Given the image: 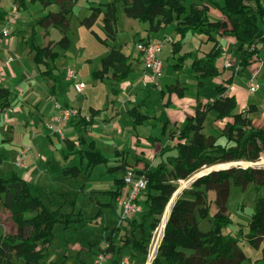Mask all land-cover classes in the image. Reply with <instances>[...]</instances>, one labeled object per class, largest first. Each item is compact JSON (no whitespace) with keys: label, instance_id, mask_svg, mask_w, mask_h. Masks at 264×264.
<instances>
[{"label":"trees","instance_id":"16d2710c","mask_svg":"<svg viewBox=\"0 0 264 264\" xmlns=\"http://www.w3.org/2000/svg\"><path fill=\"white\" fill-rule=\"evenodd\" d=\"M17 12L34 5L46 8L55 5L56 10H47L44 15L35 19L34 24L25 32L14 31L21 37V44L32 53L35 66H43L42 76L53 80L49 93L53 94L54 86L61 83L56 73L59 57L71 46L68 37L69 17L77 0H12ZM189 0H107L98 5L89 4L90 14L80 20V24L91 28L95 21L101 19L104 37L91 30L97 41L108 47V52L100 59L101 67L91 72L94 80H102L110 76L116 83L126 79L134 70L131 56L124 52L116 38L118 34L119 4L125 16L139 22L147 23V30L158 31L174 24V30L179 39L172 44L171 53L175 56L172 63L174 70L180 71L188 66L197 76V88L203 87L205 79L219 78L227 68L219 69L217 59L224 54L218 36L230 35L235 39V46L230 50V62L234 69L226 78L215 86L216 94L208 102H203L196 96V104L192 114L188 115L179 130L169 129L167 141L163 143L156 155L154 163L144 157H136V162L143 161L140 169L134 168L136 175L143 174L146 178L144 191L137 199L139 211L128 218H121L119 224L105 227L107 235L105 244L89 242L80 247L76 264H87L86 258L96 254L114 255V264H121L124 256L139 258L147 255V247L152 231L160 223L164 209L177 190V182L188 179L203 166L231 162H255L264 155V123L254 124L248 112L255 111L256 106L247 103V110L236 111V96L228 92L236 75L249 74L248 67L261 61L260 51L264 46V0H222L221 3L211 1L221 13L217 20L208 17L209 7L204 3ZM263 22L261 25L260 23ZM36 26L45 28L48 35L49 26L61 30L62 36L56 40H48L45 45L36 41ZM187 33L206 37L211 41V48L202 56L192 58L189 51L180 54L182 39ZM108 40L113 42L108 43ZM145 40L144 38L140 41ZM138 42V43H139ZM59 47L60 53L55 48ZM142 62V53L136 57ZM190 60L188 63L187 61ZM148 96L155 90V85H147ZM161 95L172 93L182 97L184 87L178 83L168 84ZM11 90L0 85V112L10 108ZM147 96V97H148ZM147 97L138 106L127 110L134 125L142 124L148 115L140 110L141 104L147 103ZM168 104V103H167ZM60 107L73 108L66 104ZM100 109H89V115H84L81 109L70 116L68 124L73 126L77 135L76 141L66 140L68 152L78 154L80 163L66 166L61 173L78 177L82 172L90 174L99 164L105 166V171L112 177L113 188L104 190L109 200L97 202L94 215L86 216L82 210H75L74 200L67 208V201L53 207L55 189L43 193L33 191L32 184L13 169L8 175H0V206L10 213L15 230L12 233L0 231V264H64L67 253H62L59 263L45 260L51 254V246L55 241L56 225L64 229L73 224L87 225L99 218L105 207L115 211L117 197L124 186L123 175L130 166L127 153L116 151L115 162L110 164L109 158L96 148L93 140H88L85 132L92 123L93 117ZM214 112L215 119L222 123L221 132L217 134L204 132L208 114ZM168 121L161 126V134L166 133ZM227 143L219 142V137ZM151 142L156 137L148 136ZM76 146L79 148L76 149ZM264 157V156H262ZM6 159L0 152V163ZM86 161L83 169L82 160ZM240 165V164H235ZM212 170L197 177L188 188H184L171 206L165 222L162 235L151 264H241L246 255L239 245L240 238H245L249 244L259 247L264 240V196L260 188L264 186V167L241 165ZM252 184L254 189L253 206L250 217L245 224L246 230L238 228L235 233L223 231L225 226L232 224L233 219L227 212V203L232 186L244 187ZM208 192L214 194L211 201ZM211 202L215 211L210 216ZM207 219L209 228L205 231L199 227L200 221ZM123 221H125L124 224ZM255 264H264V243L262 255Z\"/></svg>","mask_w":264,"mask_h":264},{"label":"rangeland","instance_id":"374dc122","mask_svg":"<svg viewBox=\"0 0 264 264\" xmlns=\"http://www.w3.org/2000/svg\"><path fill=\"white\" fill-rule=\"evenodd\" d=\"M106 0H77L75 6L73 7V12L69 17V30L67 32L68 37L71 39V46L67 50L66 55H61L58 59V65L59 69H66L68 66L74 64L77 67L78 76L79 79L84 81L87 85L86 88H84L81 92L77 91L73 84L70 83L63 87V90H58L57 94L52 98V102L54 104V107L57 109L56 113H54L52 116H49V120L43 119V114L35 111L34 107H29V112L26 113L27 109L22 104L23 101L18 98L17 95L18 89H16L17 84H10L7 82V80H10V78L6 75V72H1V78H2V84H4L6 87H8L11 90V96H10V103L11 107L7 109L5 113L0 112V152H5L6 159L0 163V175H8L11 172L12 169V162L14 159L15 153V138L21 136L23 134L22 129L27 130L29 126H32L33 128H36V132H32L31 134L27 133L26 140H30L29 142L31 145V154L30 155H37L39 152L42 154L39 156V162L38 165V172H41L42 170H45V174L40 175L42 178L41 180L45 181H52L53 185L50 187H55L57 192L53 193V196L55 198L53 207L58 206L62 204L65 200H67V208L71 207L70 202L74 200V208L75 210H82L84 215L91 216L94 215L97 211V201L101 202L103 201V196L101 195V188L102 187H95L96 183H90L89 180H99L102 179L104 174H101L102 172H105V168L103 164L97 165L93 168L91 174H87L85 172H82L78 177L74 178L71 176H67L62 174L60 171L65 166H71L74 164L80 163V157L78 154H71L68 159L63 158V153L67 152L65 146L63 147V142L58 141L57 138H54L53 142H49L46 137V133H53L57 135L60 139H64L66 137L65 135V128L68 126V121H61L59 120L60 112L63 107H60V104L65 103H72L77 106L88 107L89 105H93L94 107H102L105 102H107L108 98L112 95V92L110 88L112 85V80L110 78H105L103 81L100 80H93L91 78V71L100 68V58L104 56L108 52V47L106 45L101 44L98 42L93 34L91 33V30L94 31L98 35H104V32L101 28V19L98 18L95 23L92 25L91 28H87L85 25L80 24V20L84 17L90 14V10L87 8L89 4L98 5L100 2H104ZM189 2L186 3L188 5ZM39 7V6H38ZM38 7L33 9H25L20 12H17L15 15L16 20H20L19 26L29 28L31 25V22L33 18L38 17L41 13L39 12ZM119 7L120 4H119ZM14 8V5L10 0H0V23L1 20L6 17ZM41 16V15H40ZM119 20L117 24V28L119 30L118 32V39L116 40V43L122 42L123 45L121 48L127 52L131 53L135 52L137 50V44L139 42V38L144 37L146 35L147 23L139 22L138 20L134 18H130L125 16L122 9H119ZM261 25L263 22L260 23ZM11 25L8 26L9 35L6 36L7 43L12 45V50L9 53H4L3 50H1L2 43L0 42V56L2 59H5L8 55H11L12 62L14 64L18 63L19 57L17 54L22 53V46H20V43L18 41V37L14 34H12ZM167 31H172L171 26H168ZM62 36V32L57 27H52L50 29V33L47 36L43 35V29L39 28V31L36 34V41L39 45H45L48 40H57ZM133 38V39H132ZM109 44H112L113 42L108 40ZM194 41H190L186 43V46L188 49H192L190 46H194ZM212 44V43H211ZM56 50H59L61 53V49L59 47H56ZM187 50V49H186ZM226 55H230V53H226ZM163 56V55H162ZM261 57L264 59V51L261 53ZM163 58V57H162ZM226 56L223 58L222 56L219 57L216 61L217 66L219 69H222L223 66V59H225ZM89 59V60H86ZM20 64L22 65V70L28 74L31 79H33V68L30 63L33 64V61L31 58H27L26 55H23L22 58L20 57ZM165 60V59H164ZM174 58H170L168 61H166L167 64H171L170 62H173ZM18 63V64H19ZM19 64V65H20ZM24 64V66H23ZM34 65V64H33ZM143 64H140L141 66ZM170 65L169 68H167V71H170ZM186 67V66H185ZM143 68V66H142ZM187 68V67H186ZM233 68H226L223 72V76H228L232 73ZM144 72V68H143ZM136 72L130 74L134 75ZM177 73V72H174ZM184 74V75H183ZM184 79L186 81V93L187 95H191L196 90V83L197 80L193 78V81H191V76H186V73H183L182 71L177 73V76ZM221 78V77H219ZM172 78H169L168 72H165L162 74L158 80L155 82L156 87V98L159 101V103H163V105L160 106V110L157 114V116H161V110H164V103L166 101V96L161 97L160 91L164 90L166 85L170 83ZM254 81L257 82L259 85H261V88L256 92H249L247 83L248 81ZM36 82L39 84V88H41V96L40 99L44 100L43 102H46L48 99L49 94L45 91V88L47 85H51L52 80L41 76L36 80ZM236 88L237 84L241 86V88L245 91V93H249L247 96L250 98L248 100V103L255 104L256 110L248 112V116L254 121V124H258L261 119H263L262 113L264 112V65L262 66L261 72L259 73L258 78H253L250 74H245L242 76H237L236 80ZM215 82L209 79L206 83L205 89L200 90V96H206L208 95V89H212V91H215L214 88ZM118 89V88H117ZM136 90V89H135ZM132 91V97H136L137 95H140L141 88H138L136 91ZM63 91V92H61ZM119 91V89H118ZM238 89L235 93L236 99H237V109L241 110L245 106L244 110H247V103L242 104V95L238 93ZM120 97H122L120 95ZM124 104V103H123ZM16 105V106H15ZM118 107L121 106L120 103L117 104ZM26 106V105H25ZM125 106V105H124ZM15 107L22 111H24L25 118L19 120V115L15 112ZM31 112V114H30ZM34 114L37 115L36 123L37 125L34 126V122L30 120V116ZM216 114L214 112H210L208 114L207 120L205 122L204 126V132L213 133V134H219L221 132V126L222 123L217 121L215 119ZM162 117V116H161ZM124 119L128 120V117H124ZM124 119L119 120V124L121 125V128H123V132L126 133V136H130L131 132L128 129H131L132 124L130 119L128 120L129 124ZM100 120V119H99ZM20 121V122H19ZM105 121H109V119H105ZM160 122H163V120H160ZM22 125L23 128L18 133V129H16V126ZM168 127L174 130H179L182 127V123L172 121ZM48 125H51L52 128H49ZM138 133L144 132L146 130V123L138 126ZM101 126L99 123L94 125L93 130V139L98 140L96 135L99 133L100 136V130ZM152 130V129H151ZM147 130L148 132H152L154 135H160L159 128H156L155 131ZM73 133V132H72ZM86 135L89 138V135ZM72 135V134H70ZM162 137V136H161ZM164 138V137H162ZM220 143H227L226 139L222 136L219 137ZM110 144V143H109ZM231 144V143H227ZM65 145V144H63ZM122 148H128V145L124 144ZM101 150L108 156L111 157V154L107 149H103L101 147ZM135 147L133 149H129V152H135ZM63 151V152H62ZM264 155H261V157ZM260 157V158H261ZM264 158V157H263ZM130 163H133V159L129 158ZM82 166L83 169L86 166V161L82 160ZM256 167H264V164ZM129 168L134 169L133 166H129ZM44 181V182H45ZM43 183V182H42ZM85 184L87 188L82 187ZM191 184V181L188 182L184 187H181L180 180L177 182V190L179 188L182 189L188 188ZM33 191L36 193H43L46 191V188L38 185L37 187L32 186ZM99 189L98 192L91 191L94 189ZM181 191L178 193V195L181 194ZM260 194L264 196V186L260 188ZM65 193V194H63ZM91 193V195H90ZM177 195V196H178ZM208 198L213 201L214 194L212 192H208ZM253 199H254V189L252 184H247L244 187H238V186H232L230 189V195L227 203V212L230 214L231 218L233 219L232 224L225 226L223 228V231H231L236 232L238 228L242 229L245 227V224L247 223L251 209L253 206ZM215 211V205L213 202H211V212L210 216L212 217L213 212ZM138 214V213H137ZM120 214L115 215L113 212L109 211V209H105L103 214L97 218L96 220H93L92 222H88L87 225H80V224H73L72 227L64 229L63 227L56 225L54 228V236L55 241L52 244L50 250L51 254L49 257H47L45 260H53L56 263H59L62 258V253H67V260L64 264H76V256L81 246L84 244H87L91 241L105 244V236L107 235V230H105V227H113L120 222ZM125 221H123L122 224H124ZM161 223V220H160ZM159 225L155 230L152 231L151 238L148 243L147 247V255H142L139 258L132 259V262L130 260V264H144L147 260L150 250L154 248L158 235H159ZM199 227L201 230L205 231L209 228V222L207 219H203L200 221ZM15 230L14 222L10 218V213L8 210L2 208L0 206V231L4 233H12ZM105 235V236H104ZM156 236V237H155ZM264 243V240L263 242ZM239 245L241 249L243 250L244 254L246 255V260H244L241 264H255L256 261L261 257L262 255V248L253 246L248 243V241L241 237L239 241ZM262 245V244H261ZM101 252H97L96 254L90 255L86 258L87 264H98L96 263V259L98 255H100ZM114 255H103V260L101 264H114Z\"/></svg>","mask_w":264,"mask_h":264},{"label":"crops","instance_id":"0c3cea01","mask_svg":"<svg viewBox=\"0 0 264 264\" xmlns=\"http://www.w3.org/2000/svg\"><path fill=\"white\" fill-rule=\"evenodd\" d=\"M10 1L13 4V1L12 0H10ZM191 1H194L196 3L207 4L209 7L208 17L211 20H217L221 17V13L219 12V10L216 7H214L212 4H210V2L216 1V2L221 3L222 0H189L188 2H191ZM36 7H38L37 10H39V12L41 13L40 15H44L47 12V10H53V11L56 10L55 5H50L46 8L42 7L41 5H34V6H31L30 9H33ZM87 8H88V6H87ZM119 9H122V8L119 7ZM40 15H38V17ZM36 18H33L31 25L34 24ZM4 19H5V17L1 20L0 29L4 25ZM118 20H119V16H118ZM16 21H17L16 24L11 25L12 27L10 30L12 31V34H14L18 37V41L20 43V46H22V53L17 54V56L19 57V61H17V62L19 63L21 61L20 57L22 58L23 55H26L27 58L32 59L33 54L29 53L28 48L21 44V37L19 35L15 34L14 31L23 30L26 32L31 27V25L29 28H25L24 26L20 27L19 26L20 20H16ZM263 22H264V20H263ZM168 26H171V29H173V30L167 31L166 29ZM168 26L165 28H162L158 31H155V32L147 30L148 32L146 33V35L144 37L139 38V40L144 38L145 40L149 39L152 41H158V40L166 39L165 44L162 48V51L160 52V57L161 58L163 57L162 60L164 62L163 74L165 72H168L169 78L170 79L172 78V80L170 81L169 84L178 82L184 87V95L182 97L178 96L175 93H172L170 95V97L168 98L167 94L162 96L160 93L161 97L166 96V101L164 103V110L160 111L162 117L157 116L159 110L161 109L159 106L161 103H159V101L157 100L156 95H155L156 87H155V90L153 92H151L150 96H148V90L146 89V86L147 85L151 86V85L155 84V82L154 83L151 82L150 78L146 74L145 69L143 72L144 65L139 66L140 64H143V61L137 62V60H136V57L139 53L137 48H136L137 50H135V52L133 50V52L128 53L131 56V61H132L133 67H134V70L131 73H133L134 71L136 72L134 75L130 76V74H131L130 73L129 76L126 79H124L123 81H121L120 83H116L110 76L105 77V78H110L113 81L112 82L113 86L110 88L112 95L110 96V98H108L107 102H105V104L102 107H94L93 105H89L88 107L83 108L82 106H77V105H74L72 103L63 104V105L68 104V105L72 106L74 109H76V108L81 109L83 114L87 115V118L89 115V109L91 107L94 109H100V112L93 117L92 123L90 124L89 128L86 130V132L88 131L87 134L89 135V138L86 135V132H85V135L89 141L93 140L95 142L96 148L98 150H100L102 153H104V152L101 150V147L103 149L105 148L109 151V153L111 154V157H108L105 153L104 154L109 158L110 164H114V163L116 164L115 160H116V158H118L117 156H115L116 151H118V152L122 151L124 153H127L126 156H127V161L129 163V165L133 166L134 168H137V169H140L142 167L143 161L136 162V157H144L145 159H147L148 162L154 163L160 146L168 140L167 139V133H168V130L171 129L170 127H168L169 125H171L170 123L172 121H176V122L182 123V125H183L186 117L188 115L192 114L194 111V107L196 104V96H198L201 101L208 102L216 94V91H212V89L209 88L207 90L208 95L200 96V90L205 89L206 83L209 80V79H205L203 87L197 88V85H196L195 92H193L191 95H187V93H186L187 86H186V81L184 80L186 78H181V77H179V75L177 76V73L180 71H182L183 73H186L187 74L186 76H188V77L191 76L190 77L191 81H193V78L197 80V76L193 71H191L189 69V67L187 65H186L187 68L184 66L183 69L180 71L173 69L172 63L175 61V56H172L171 49H172L173 42H175L179 39V34H177L175 32L174 24H170ZM39 28L43 29V35H44L45 28H43L41 26H36L37 32L39 31ZM50 29H52V26H49L47 28L48 34L50 33ZM118 32H119V30H118ZM44 36H47V35H44ZM99 36L101 38L104 37V35H99ZM5 38H6V36L0 35V42L2 43V45H1L2 49L1 50H3L4 53H9V52L13 51L12 45L8 44L7 40ZM117 39H118V34H117L116 40ZM218 39H219V42H220V44L223 48V51H224V54L222 55V57L224 58L226 56V53H228V52L231 53L230 50L232 48H234L235 39H234V37H232L230 35L218 36ZM53 41H56V40H53ZM190 41H194V43H195L194 46L193 45L190 46V47H192L191 50L188 49L186 46V43L190 42ZM211 43H212L211 41H206V37H204V36H198V35H194L191 33H187L186 36L182 39V45H181L179 53L182 54L184 52L189 51L191 53L192 58L199 57V56H202L205 52H207L211 48V46L213 44V43L212 44ZM117 44H119L120 46L123 45L122 42H119ZM57 51H59V50H57ZM263 51H264V46L262 47V49L260 51V56H261V53ZM66 54H67V51H65L62 55H66ZM9 56H11V55H8L7 57H9ZM7 57L5 59H2V57L0 56V68L3 72H6V75L10 78V80H7L8 83H10L12 85L17 84L16 89H18V93H19V95H17V96H18V98H20V100L23 101L22 104L27 109V111H25V112L26 113L29 112V107H34L36 112H38L37 110H39V113L43 114L44 120H49V116H52L54 113H56V110H57L54 107V104L52 102V100H53L52 98L57 94L58 90H63L64 86L70 84V82L64 78L65 69L64 68L59 69V65H58V61H57V67L58 68L56 70V73L59 76V78H61V83H58L54 86V88H53L54 92H53V94H51V93H49V91H50V88L54 84L53 80L51 79L52 80L51 85H47L45 88V91L49 94L48 95L49 97L45 98V99H48V100L46 102H43L44 100L39 98L41 96V93H42L41 88H39V84L36 82V80L42 76L40 74V71L43 70V66L40 65L37 67V66H35L34 63H33L34 65L32 63H30V65L32 67H34L33 71H32L33 79H31L32 77H30L28 74H26L22 70V65L20 63H19L20 65L18 63L14 64V62L11 63L12 60L7 61ZM170 58H174V60H172L173 62H170L171 64H167L166 61H168ZM86 60H89V59H86ZM189 61L190 60H188L187 63ZM223 62H224V59H223ZM169 65L171 66L170 71H167V68H169ZM263 65H264V59L261 57V61L255 62L248 67L249 74L253 78L254 77L258 78L259 73L261 72ZM23 66H24V64H23ZM142 66H143V68H142ZM227 68H232V67H227ZM95 70H97V69H95ZM174 72H177V73H174ZM90 75H91V73H90ZM228 76H223V73L220 75L221 78H226ZM237 76L243 77L244 75H236L234 77L233 84L229 87L228 92L235 95V93L238 89L239 90L238 93H240L242 95V98H243L242 104H246V103H248V100L250 99L247 97L249 95V93H245V91L241 88V86L238 85L240 83L237 84V88L235 87L236 86L235 80H236ZM104 79H102L100 81H103ZM78 80L82 81L81 79H79V76H78ZM211 80L215 82L214 88L217 84H219L222 81L220 78H213ZM2 82L3 81L1 78L0 85L5 86L4 84H2ZM86 87H87V85L85 86V88ZM117 88L119 89V91ZM138 88H141L140 95H137L136 97H132V95H130V94H132V91H134L135 89L137 90ZM260 88H261V85H259V88L256 91H258ZM61 92H63V91H61ZM120 95L122 97H120ZM146 97H147V100H146L147 103L141 104L139 107H140V110L142 113H145L146 115H148V118L142 124L134 125L133 119L127 113V110L133 106H138L140 103H142V101ZM118 103H120L121 106L118 107V105H117ZM161 105H163V103ZM10 107H11V104H10ZM242 107L243 108L241 110H238L236 108V111L244 110L245 106H242ZM14 109H15V112L19 115V120L25 118V115H24L25 112L22 111L21 108H20V110H18L17 107H15ZM6 111H4L3 113H5ZM30 114H31V112H30ZM262 115H263V119H261V121H259V123H264V112L262 113ZM36 116L37 115H34V114H32L30 116V120H32L34 122V126L37 125V123L35 122L37 119ZM124 117L125 118L128 117L131 121V124H132L131 129H128L131 132L130 136H126V133L123 132V128H121V125L119 124V120L124 119ZM105 119L106 120L109 119V121H105ZM128 120L127 119L125 120L127 122V124H129ZM160 120H163V122H160ZM165 121H168L166 133L161 134V126ZM97 123H99L101 128H102L100 130V136H99V133L96 135L98 140L93 139V135H92L93 130H94V125ZM145 123H146V130L144 132L138 133L137 127L141 126ZM253 123H254V121H253ZM22 128H23L22 125L18 124V126H16V129L19 130L18 133L20 132V130ZM156 128H159L160 135H154L152 132L147 131V130H151V129L153 131H155ZM22 132H23V134H21V136L15 138V143H14L15 144V151L13 153H15V155H16V153L20 149H22L23 147H27L29 149V152L24 156V159H23V163H24L25 167L20 168L14 164V159H15V155H14V159L12 162L13 166H12L11 171L13 169L18 171L21 174V176H23L25 179H27L32 184V186L37 187L38 185L41 184V186L46 188V191H44V192L51 191L53 189L56 190L55 187H52V188L50 187L51 185H53L52 181L48 182L45 180H43V181L41 180L42 178L40 177V175L46 173L45 170L38 172V165H37V163L39 162L38 158L42 154H40L38 152L37 155L36 154L30 155L31 154V151H30L31 150V145H30L31 142H29L30 140L29 141L26 140V135H27V133L31 134L32 132H36V128L29 126L27 128V130L22 129ZM64 132L66 135V137L64 139H60L57 135H55L53 133H50V134L46 133V137H47V140L49 142H53L54 138H57L58 141H60V142L62 141L63 144H65V145L62 144V146L63 147L65 146L66 151L68 152V148L66 146V140L76 141L77 135L74 131L73 126H71L70 124H68V126H66ZM70 134H72V135H70ZM148 136L156 137L157 140L155 142H151L147 139ZM161 136L164 138H162ZM124 144L128 145L127 149L122 148V146ZM134 147L136 149L135 152L131 153L128 151L129 149H133ZM77 148H79V146H76V149ZM67 152H64L63 156ZM129 158L133 159V163H130ZM104 168H105V166H104ZM128 169H131V168L128 167ZM131 170H133V169H131ZM101 174H104L102 179L99 178V180H93V181L89 180V181H90V183H96L95 184L96 188L99 186L102 187L101 188V195L103 196L104 200L99 202V203H105L109 200V197H108V195L104 194L103 191L113 188L112 180H111L112 177L106 171L102 172ZM82 187L87 188V186H85V184ZM96 188L94 190H91V191L92 192L93 191L98 192L99 189H96ZM63 194H65V193H63ZM90 195H91V193H90ZM120 198H121V195L119 197H117V200L115 203V211H111L109 207H105V209H109V211L113 212L115 215H119L120 214ZM243 230L244 231L246 230V226L243 227ZM261 244L262 245L259 246L260 248H262V246H263V243H261Z\"/></svg>","mask_w":264,"mask_h":264},{"label":"built area","instance_id":"2783aa9c","mask_svg":"<svg viewBox=\"0 0 264 264\" xmlns=\"http://www.w3.org/2000/svg\"><path fill=\"white\" fill-rule=\"evenodd\" d=\"M17 11L14 6L13 10L5 17L4 25L0 29V35L8 36L9 25L16 24V15ZM165 40L152 41L149 39L140 41L137 44V49L142 53L143 65L146 71L147 76L150 78L151 82H156L158 78L163 74L164 62L160 57V52L165 44ZM12 57H7V61H11ZM225 67H232L230 62V55H226V58L223 62ZM1 68H0V81H1ZM64 78L73 84L74 88L81 92L86 84L83 81L78 80V71L77 67L73 64L68 66L65 69ZM248 91L255 92L259 88V84L252 80L247 83ZM76 113L74 108L63 107L60 112L59 120L68 121L70 116ZM49 128H52L51 125H48ZM89 128V127H88ZM87 128V129H88ZM29 152L27 147L20 149L14 159V164L20 168H24L23 163L24 156ZM124 186L122 188L121 198H120V217L128 218L134 215L139 211V203L137 202L138 197L144 191L146 186V178L143 174L136 175L133 170L127 169L123 175ZM103 260V254L98 255L96 263L101 264ZM121 264H130V257L124 256L121 259Z\"/></svg>","mask_w":264,"mask_h":264},{"label":"bare ground","instance_id":"6f19581e","mask_svg":"<svg viewBox=\"0 0 264 264\" xmlns=\"http://www.w3.org/2000/svg\"><path fill=\"white\" fill-rule=\"evenodd\" d=\"M234 164H240V165H243V166H245V167L248 166V165H253V164H259V165H262V164H264V158L261 157L259 160L255 161L254 163H252L251 161L239 160V161H234V162H232V163H221V164H219V165H215V166H213V167H211V168L227 167V166H229V165H234ZM208 170H209V168H205V166H203V167L200 168L199 170L195 171V172H194V173H193L188 179H184V180L180 183L181 187H184V186L190 181L191 177H194V176H197V175H199V174L205 173V172H207ZM179 189H181V188H179ZM179 189H178V190H179ZM178 190H177V191H178ZM168 213H169V208H168V206H167L166 209H165V211L163 212V214H162V216H161V223H160V226H159V235H158V238H157L156 244H155L154 248H152V249L150 250V254H149V256H148V258H147V260L145 261L144 264H151V261H152V259H153L154 253H155V251H156V249H157L156 247H157L158 244H159V241H160V238H161V235H162V228H163V225H164V222H165V220H166V218H167ZM155 237H156V236H155Z\"/></svg>","mask_w":264,"mask_h":264},{"label":"water","instance_id":"95a60500","mask_svg":"<svg viewBox=\"0 0 264 264\" xmlns=\"http://www.w3.org/2000/svg\"><path fill=\"white\" fill-rule=\"evenodd\" d=\"M232 162H234V161H231V162H225V163H232ZM252 163H254V162H252ZM219 164H221V163H219ZM219 164H214V165H211V166H205V168H209V170H208L207 172H205V173H202V174H199V175H197V176L191 177L190 181L193 182L197 177H199V176H201V175H204V174H207L208 172H210V171H212V170L228 168V167H230V166H239V167H242L241 165H235V164H234V165H229V166H227V167L211 168V167H213V166H215V165H219ZM248 166L256 167V166H260V165H259V164H253V165H248ZM248 166H246V167H248ZM246 167H243V168H246ZM190 181H189V182H190ZM180 191H181V189H179L178 191L176 190V191L174 192V194L172 195V197L170 198V200L168 201L166 207L168 206V208H169V212H170V209H171L172 204L174 203V201H175V199L177 198V195H178V193H179ZM166 207H165V209H166ZM165 209H164V211H165ZM168 215H169V213H168ZM168 215H167V218H168ZM167 218H166V220H167ZM166 220H165V222H166ZM165 222H164V225H165ZM164 225H163V228H164ZM163 228H162V231H163Z\"/></svg>","mask_w":264,"mask_h":264}]
</instances>
